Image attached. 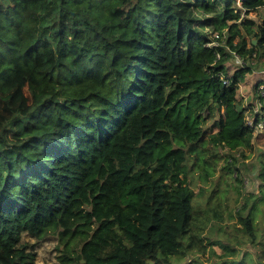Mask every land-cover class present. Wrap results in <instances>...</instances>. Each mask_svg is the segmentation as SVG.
<instances>
[{"label": "trees", "instance_id": "16d2710c", "mask_svg": "<svg viewBox=\"0 0 264 264\" xmlns=\"http://www.w3.org/2000/svg\"><path fill=\"white\" fill-rule=\"evenodd\" d=\"M236 1L229 22L206 0H0V264H38L47 236L59 264L233 255L243 241H208L225 213L188 176L231 172L264 124V20L247 17L264 0ZM262 192L238 210L256 260L212 264H264Z\"/></svg>", "mask_w": 264, "mask_h": 264}, {"label": "rangeland", "instance_id": "374dc122", "mask_svg": "<svg viewBox=\"0 0 264 264\" xmlns=\"http://www.w3.org/2000/svg\"><path fill=\"white\" fill-rule=\"evenodd\" d=\"M207 3L215 5L218 8L222 18L228 20L229 22L235 21L234 16L228 14L225 11L224 0H206ZM236 1V6H239V2ZM242 2V1H241ZM246 15L245 13H243ZM247 17L253 18L256 21L262 22L264 20V7H260L257 10L251 11ZM235 66H238L241 62L239 60H234ZM263 71L260 68L254 70L252 74L258 76L259 73ZM263 86V87H262ZM241 92L245 98V105L247 108L246 114L250 113L252 110V105L249 103V95L251 94L250 89H246L244 84H241ZM264 85L260 86V89H263ZM249 92V95L247 94ZM257 109V108H256ZM251 119V118H250ZM262 124V123H261ZM262 127V128H261ZM256 138L254 140L255 145L251 149L246 151L244 157H238L233 162L232 171L229 172V169L224 165L225 160L222 159L219 162V167L217 172L213 177L205 183L197 174V169L195 172H190L188 176V184L193 187L195 192H198L194 198V202H199L202 205L208 206L209 204L218 203L219 206L223 207L224 210V221L219 222L214 219L209 224L207 229V235H210L209 240H220L222 238L224 241L230 236L232 242L235 243V240H242L243 242L236 245V251H231L233 255L225 256L223 249L219 244H213L212 247L215 250V254L207 251L206 254H201L200 257L205 262L212 264L221 260L222 258H234L241 259L243 253L246 251V261L250 258H257L258 252L261 250L260 243L255 244L248 237H246L241 230L239 213L238 210L243 207L245 204V195L249 196H260L261 192L264 195V186L261 191V186L264 183V175L261 174V166L264 163V124L259 125V128L255 129ZM226 154V152H224ZM236 172L238 173V178L235 177ZM198 176V177H197ZM202 188V190H200ZM213 190V192H212ZM216 190V191H215ZM212 195V197H210ZM253 203L250 201L248 203V208L243 212L249 213V207ZM256 219L257 226V239L259 242H264V199L258 201L254 210L252 211ZM212 215V214H211ZM213 216V215H212ZM23 240H28L34 242L35 237L24 234ZM57 239L54 236H47L41 241H38L37 246V258L36 261L38 264H59L57 258V249H56ZM257 249L259 251H257ZM252 253L251 257L248 254V251ZM232 257V258H233ZM189 258H186V260ZM191 259V257H190Z\"/></svg>", "mask_w": 264, "mask_h": 264}, {"label": "built area", "instance_id": "2783aa9c", "mask_svg": "<svg viewBox=\"0 0 264 264\" xmlns=\"http://www.w3.org/2000/svg\"><path fill=\"white\" fill-rule=\"evenodd\" d=\"M241 4H242V2L240 1V2H239V6H241ZM243 13H244V11H242V15H244ZM225 82H227V80H226ZM262 87H263V86H262ZM250 118H251L250 116H247V121H248V123L251 125V124H252V119H250Z\"/></svg>", "mask_w": 264, "mask_h": 264}, {"label": "clouds", "instance_id": "9594fccd", "mask_svg": "<svg viewBox=\"0 0 264 264\" xmlns=\"http://www.w3.org/2000/svg\"><path fill=\"white\" fill-rule=\"evenodd\" d=\"M252 124H253V122H252ZM252 124H251V125H252ZM260 125H261V124H260Z\"/></svg>", "mask_w": 264, "mask_h": 264}]
</instances>
